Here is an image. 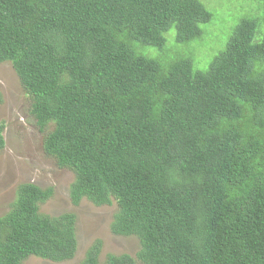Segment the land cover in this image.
Here are the masks:
<instances>
[{"label":"trees","instance_id":"16d2710c","mask_svg":"<svg viewBox=\"0 0 264 264\" xmlns=\"http://www.w3.org/2000/svg\"><path fill=\"white\" fill-rule=\"evenodd\" d=\"M263 18L241 17L196 71L212 19L199 0H0V63L46 130L44 153L71 171V204L115 201L110 232L139 240L101 260L97 238L79 264H264ZM53 192L18 185L0 264L74 256L76 213L39 212Z\"/></svg>","mask_w":264,"mask_h":264},{"label":"rangeland","instance_id":"374dc122","mask_svg":"<svg viewBox=\"0 0 264 264\" xmlns=\"http://www.w3.org/2000/svg\"><path fill=\"white\" fill-rule=\"evenodd\" d=\"M212 13L211 22L204 26L202 37L208 38L209 47L197 44L193 55L205 71L219 51L223 50L234 26L244 16L264 17V3L252 0H199ZM261 2V4H258ZM264 19V18H263ZM264 27V21L261 24ZM201 56V58H200ZM0 121L4 122V147L0 150V215L4 214L15 197L16 188L20 183L32 182L40 187L53 185L54 192L47 201L39 206V212L56 215L64 210L76 213V235L78 245L74 256L63 261H50L29 256L22 264H79L88 246L95 239L102 241L99 259L107 253H127L132 256L139 249V240L135 235L117 236L110 232L109 225L117 209L115 202L107 206H94L88 200L79 205L71 204L68 194V183L72 179L69 170L56 167L52 158L43 151L45 131H39L36 118L29 109V96L22 88L9 61L0 63ZM50 124L46 129H52ZM62 173V175H61ZM61 176V179H60ZM61 180V181H60Z\"/></svg>","mask_w":264,"mask_h":264},{"label":"clouds","instance_id":"9594fccd","mask_svg":"<svg viewBox=\"0 0 264 264\" xmlns=\"http://www.w3.org/2000/svg\"><path fill=\"white\" fill-rule=\"evenodd\" d=\"M113 202H115V201H113ZM113 202H112V203H113ZM115 204H116V203H115ZM119 236H121V235H119Z\"/></svg>","mask_w":264,"mask_h":264}]
</instances>
